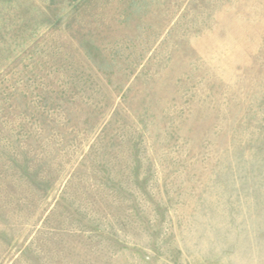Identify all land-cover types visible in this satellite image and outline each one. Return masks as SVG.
Listing matches in <instances>:
<instances>
[{"label": "rangeland", "instance_id": "rangeland-1", "mask_svg": "<svg viewBox=\"0 0 264 264\" xmlns=\"http://www.w3.org/2000/svg\"><path fill=\"white\" fill-rule=\"evenodd\" d=\"M0 264H264V0H0Z\"/></svg>", "mask_w": 264, "mask_h": 264}]
</instances>
